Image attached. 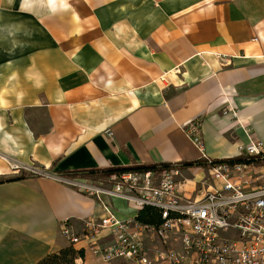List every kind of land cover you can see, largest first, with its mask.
Masks as SVG:
<instances>
[{
	"label": "crops",
	"instance_id": "1",
	"mask_svg": "<svg viewBox=\"0 0 264 264\" xmlns=\"http://www.w3.org/2000/svg\"><path fill=\"white\" fill-rule=\"evenodd\" d=\"M194 120L203 150L185 131ZM252 139L264 145V0H0V181L29 175L14 164L45 173L0 184V264L70 246L79 264H133L96 255L113 235L84 238L85 222L105 204L122 221L142 209L71 184L108 178L65 174L231 160ZM189 169L195 198L207 170Z\"/></svg>",
	"mask_w": 264,
	"mask_h": 264
},
{
	"label": "built area",
	"instance_id": "2",
	"mask_svg": "<svg viewBox=\"0 0 264 264\" xmlns=\"http://www.w3.org/2000/svg\"><path fill=\"white\" fill-rule=\"evenodd\" d=\"M185 131L203 150L200 120L190 122ZM240 154L255 162L212 164L204 155L207 174L194 183L195 198L188 197L183 187L196 177H185L190 169L182 164L115 174L107 179L108 187L70 182L97 196L119 197L138 209L154 208L161 218L158 226L122 221L114 208L105 204L104 218L85 222L84 238L93 239L104 230L112 233L114 242L107 249L92 244L93 252L107 263L264 264V145L252 139L248 146L240 147ZM11 169L13 173L42 175L35 167L14 164ZM61 231L71 244L80 242L68 222ZM147 238L162 247L150 251ZM174 241L180 242L179 247L172 246Z\"/></svg>",
	"mask_w": 264,
	"mask_h": 264
},
{
	"label": "trees",
	"instance_id": "3",
	"mask_svg": "<svg viewBox=\"0 0 264 264\" xmlns=\"http://www.w3.org/2000/svg\"><path fill=\"white\" fill-rule=\"evenodd\" d=\"M250 160V161H249ZM222 162H230V163H249V162H255V159H245L243 157H238L231 160H222V161H212V164L222 163ZM183 167L190 168V167H207L208 162L207 161H198V162H192V163H183ZM171 165L169 164H162V165H154V166H139L135 168H129V169H112L109 171H90L85 173H67L65 176L74 179V178H109L112 175L115 174H123L131 171H150L155 170L157 168H168ZM32 177H35V175L29 174V175H22L17 178L0 181V184L7 183V182H16V181H22L27 180ZM158 212L156 209L151 207H145L142 211V214H140L137 218V222L143 224V225H149V223L144 219L146 215L143 213L145 212H152V211ZM146 223V224H145ZM161 224V221L156 224H151L150 226H158ZM85 259V251H77L73 246L67 247L59 252L53 253L45 257L43 260H41L38 264H79V260ZM84 264V263H80Z\"/></svg>",
	"mask_w": 264,
	"mask_h": 264
},
{
	"label": "rangeland",
	"instance_id": "4",
	"mask_svg": "<svg viewBox=\"0 0 264 264\" xmlns=\"http://www.w3.org/2000/svg\"><path fill=\"white\" fill-rule=\"evenodd\" d=\"M42 172V175L43 174H45L43 171H41ZM24 173V172H23ZM25 173H28V172H25ZM185 177H189L188 176V174H186L185 173ZM189 178H191V177H189ZM102 181V182H101ZM100 182L101 183H104L106 186H107V183H106V181L103 179V180H98V179H92V181H91V184H93L94 186H96V187H98V186H100ZM86 184V183H85ZM90 184V183H89Z\"/></svg>",
	"mask_w": 264,
	"mask_h": 264
}]
</instances>
